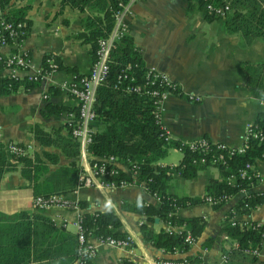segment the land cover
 I'll use <instances>...</instances> for the list:
<instances>
[{"label":"crops","instance_id":"0c3cea01","mask_svg":"<svg viewBox=\"0 0 264 264\" xmlns=\"http://www.w3.org/2000/svg\"><path fill=\"white\" fill-rule=\"evenodd\" d=\"M5 2L4 12L20 9L27 22V27L24 21L20 22L22 34L16 40L0 48L2 56L17 52L28 63L27 69L17 71L16 79L12 80H30L35 70H45L46 55L56 64L53 71H43L34 85L26 88L20 82L16 88L0 92V144L9 158L5 149L7 143L27 146L24 157L36 158L39 167H46V172L38 179L41 181L58 167H69L72 160L68 157L71 152L68 142L75 140L68 133V123L76 113V102L63 84L71 75H83L88 71L92 61L89 45L81 43L74 35L83 28V18L92 12L60 6L59 0ZM199 2L127 1L123 11L124 35L131 39L143 67L164 73L177 89L163 100L159 117L168 139L186 144L204 138L212 143L238 147L247 127L264 110V101L253 97L246 88L243 68L244 64L264 63V37L246 39L240 32L228 30L222 19L224 16L204 19ZM8 78L9 70L0 66V91L3 80ZM188 95L197 100L188 99ZM47 106L58 109L48 110ZM34 126L45 134L39 140L33 136ZM101 126L97 121L96 130ZM180 158L181 152L177 163ZM74 159L79 167L77 182L72 190L62 195L77 203L75 210L34 207L32 182L20 174V164L10 159L15 168L0 178V222L25 211L46 217L54 226L62 227L76 238L75 223L83 213L114 214L120 222L118 231L128 239L127 245H108L95 236H88L96 252L86 264H155L160 258H193L214 264H264V233L260 247L252 255L247 249H239L235 240L224 238L221 232L230 219L239 227L251 223L264 226V201L248 213H233L224 221L237 200L249 192L264 191V155L253 165L258 179L249 188L240 190L217 207L204 201L176 209L180 218L201 217L204 226L186 250L172 254H165L141 239L139 224L144 217L133 207L138 203H156L141 183L114 188L79 184L82 170L78 146ZM158 163L170 173L165 191L176 196H201L207 182L218 179V171L211 165L198 171L193 179H186L173 170L177 163ZM119 168L127 175L126 165H119ZM151 228L173 232L183 229L180 225L166 227L157 219L151 223ZM230 250H239L243 255L228 254Z\"/></svg>","mask_w":264,"mask_h":264},{"label":"trees","instance_id":"16d2710c","mask_svg":"<svg viewBox=\"0 0 264 264\" xmlns=\"http://www.w3.org/2000/svg\"><path fill=\"white\" fill-rule=\"evenodd\" d=\"M205 1L199 2L203 18L206 20L217 18L205 10ZM124 2L125 0H59L60 6L69 5L79 11L87 9L92 12L83 18V28L74 35L81 43L89 45L92 57L96 40L110 31L113 13L119 9L118 3ZM5 3V0H0V15L12 23L24 21V26L27 27L22 10L4 12ZM221 3L228 4V11L222 18L228 30L238 31L246 39L264 37V0H214L215 5ZM46 57L51 56L46 55L44 59ZM124 67H129L127 73L133 80H123L121 86L143 82L145 68L127 35H123L115 42L110 52L106 82L96 89L94 110L96 120L102 126L92 134L88 149L92 158L112 156L120 163H127L128 167L136 166V177L140 181L143 180L147 192L156 197V203L153 205L138 203L133 207L135 212L144 217L139 224L141 239L165 254L183 251L188 246L184 241L185 235L189 234L192 239H196L204 226V220L199 216L180 218L176 215V209L204 202L206 197L215 201L212 206L217 207L230 196L253 185L255 180L252 178L248 180L236 178L234 182H228L227 177L236 175L246 164L254 165L256 160L262 158L264 141L249 136L241 152L235 148L218 149L212 143H208L205 150L200 151L190 150L185 144L165 138L154 116L155 108L150 97L113 88L116 75ZM243 68L246 74V88L253 97L264 101V63L244 64ZM20 82L24 83L26 88L35 84L30 80L13 81L8 78L3 80L0 92L16 88ZM175 91L176 88L173 92ZM47 109L58 108L47 106ZM252 127L264 131V110L257 114ZM32 133L38 140L41 135H45L37 126L32 128ZM68 143L71 148L68 157L72 158L69 167H58L41 181L38 179L46 172V167H39V160L15 156L9 158L0 144V178L5 172L15 168L10 162L12 159L13 162L20 164V174L32 182L34 197L64 194L72 190L76 185L79 170L74 159L77 155V143L75 141ZM170 148L181 152V158L173 170L183 178L193 179L198 171L211 165L217 169L218 179H210L203 194L197 197L176 196L168 190L165 191L170 173L166 171L165 166L158 163V160L163 158ZM216 157V161L212 163L211 160ZM111 179L131 180L121 171ZM263 201L264 191L247 193L234 203L224 221L233 213H248ZM155 219L171 225H180L183 229L178 232L162 228L154 230L151 223ZM80 225L84 234L88 236L97 238L126 236L118 231L120 227L118 218L109 212L83 213L80 216ZM221 232L235 240L239 249H247L250 252L260 247L264 226L251 223L239 227L237 224L231 226L226 223ZM76 249L75 236L65 232L62 227L54 226L44 216L19 211L8 220L0 222V264H71L75 259ZM233 253L241 254L239 250H230L228 254Z\"/></svg>","mask_w":264,"mask_h":264},{"label":"built area","instance_id":"2783aa9c","mask_svg":"<svg viewBox=\"0 0 264 264\" xmlns=\"http://www.w3.org/2000/svg\"><path fill=\"white\" fill-rule=\"evenodd\" d=\"M127 1L124 3H118L119 9L113 13V25L110 31L104 36L99 37L95 42V49L92 57V61L88 68V71L83 75L73 74L63 84V88L70 94L76 102V113L72 122L68 123V133L77 142L78 146V159L79 165L82 170L80 173L78 182L79 184L86 186H98V187H122L130 183H141L144 186L143 180H138L136 177V166L131 165L128 167L127 163H120L112 156H106L101 158H92L88 149L91 143L92 134L95 132V125L97 123L96 113L94 110V103L96 100V89L98 86L106 82V78L109 71L110 52L114 47L116 41H118L126 31V23L123 19V11ZM205 10L208 14L216 17H223L228 11V4L221 3L219 5L214 4V0H206L204 4ZM1 13V11H0ZM22 34V24L20 22L12 23L6 21L0 15V48L8 45L13 40H16ZM44 68L46 71H53L56 68V64L50 57L44 59ZM0 66L9 70V78L15 80L16 72L19 70H25L28 67L26 59L23 58L17 52H11L5 56L0 54ZM129 67L120 69L116 75V80L113 84V88L120 89L126 93H134L138 95H144L150 97L153 100L155 108V118L160 126L161 133L167 138L164 126L161 124L159 117L162 110L163 100L173 93L176 88L174 83L164 74L156 71L153 68H145L143 73V82L139 84H129L121 86L123 80L132 81L133 77L128 75L127 70ZM37 69L33 75L29 77L32 81H37L43 71ZM188 99L197 100V97L188 95ZM253 124V123H252ZM250 124L243 136V141L238 147H231L222 143H212L204 138H199L193 141H189L185 145L190 150H205L208 143H212L218 149L235 148L238 152L243 150L246 139L250 136L264 141V131L258 130L256 127H252ZM27 146H22L13 142L6 144V152L10 157H24L27 153ZM220 158V156H218ZM214 158L211 162H215ZM126 165L127 176L131 178L130 181L125 179L113 180L111 177L118 175L120 172L119 165ZM236 178L248 180L258 179V174L253 170V165L246 164L242 169H239L236 175H230L227 177L228 182H234ZM153 196V195H152ZM154 197V196H153ZM156 199V197H154ZM221 198H219L220 200ZM205 201L215 203L209 197L205 198ZM31 203L36 208H48V207H62L66 209H77V203L72 201L62 194H50L47 196H35L32 198ZM238 225L233 219L229 220V225ZM166 227H176L168 222H163ZM77 234V249L74 264H86L95 255L96 248L90 242H88V235H85L80 225V218L75 223ZM239 226V225H238ZM228 238L227 235L223 236ZM99 241L108 245H115L119 247L126 246L128 243L127 238H98ZM194 239L189 234H186L184 241L187 245L191 244ZM257 249L250 251L252 255L256 254ZM155 264H214L211 262L202 261L200 259L193 258H160L155 261Z\"/></svg>","mask_w":264,"mask_h":264},{"label":"rangeland","instance_id":"374dc122","mask_svg":"<svg viewBox=\"0 0 264 264\" xmlns=\"http://www.w3.org/2000/svg\"><path fill=\"white\" fill-rule=\"evenodd\" d=\"M179 157H180V152L173 148H170L168 149L167 154L163 158L159 159L158 162H162L166 164H170V163L176 164Z\"/></svg>","mask_w":264,"mask_h":264},{"label":"water","instance_id":"95a60500","mask_svg":"<svg viewBox=\"0 0 264 264\" xmlns=\"http://www.w3.org/2000/svg\"><path fill=\"white\" fill-rule=\"evenodd\" d=\"M154 221L156 222V219Z\"/></svg>","mask_w":264,"mask_h":264}]
</instances>
